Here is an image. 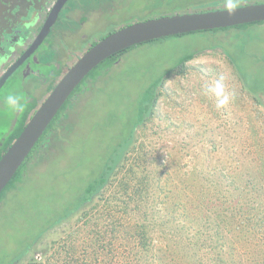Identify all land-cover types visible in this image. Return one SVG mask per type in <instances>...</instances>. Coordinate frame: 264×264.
Segmentation results:
<instances>
[{"label":"rangeland","instance_id":"rangeland-1","mask_svg":"<svg viewBox=\"0 0 264 264\" xmlns=\"http://www.w3.org/2000/svg\"><path fill=\"white\" fill-rule=\"evenodd\" d=\"M89 1L83 0V3ZM90 2L93 11H88V22L65 32L63 40L68 44L60 51L79 44L84 35L100 38L131 25L128 22L144 21L152 9V0H113L112 7L105 13L100 11L96 0ZM155 14H150L149 18H159L153 16ZM252 32L253 38L247 43L255 58H250L248 48V52L241 54V43L234 39L235 35L234 38L231 34L219 36V40L233 48L234 61L241 74L252 72L254 80L260 82L264 81V25L253 26ZM207 35L206 38L201 35L168 38L154 46L140 45L109 70L97 82L96 89L87 90L79 97L77 105L66 112L73 128L70 138L58 142L41 167L30 171L28 181L6 197L0 210V264L9 261L43 264L45 255L54 252L53 241H62V245L68 246L65 253L52 261L63 264L68 251L75 257L82 256L85 242L94 243L100 236L95 237L97 230L106 233L105 243L116 240L114 250L120 257L118 264H136L140 248L128 241L125 226L134 219L139 221L138 212L126 214L121 222V214L113 212L109 202L99 198L96 200L99 206L93 213L94 222L81 228L82 239L77 245L67 237L80 214L72 216L48 237L44 234L34 249L16 261L45 222V195L60 193L66 188L74 190L77 183L90 180L92 173L99 172L102 161L115 144L126 138H135L134 150L127 155L131 160L116 175L108 198L112 199L121 181L127 182L131 176L134 185L140 184L139 176L147 170L151 172L147 186H155L159 198L164 195L160 193L163 188L182 193L177 190V184L196 188L202 195L200 208L199 202L195 207L193 199H187L183 193L186 212L175 214L176 223L182 225L170 223L169 228L153 232L158 239L153 248L158 253L165 250L168 243L172 245V240L184 244L175 248L173 256L177 261L161 257L156 259L157 264H264V106L245 86L225 52L220 48L210 50L189 62L186 74H172L162 88L156 114L149 117L147 126L135 127L138 100L145 88L161 78L178 58L206 48ZM24 85L30 97L44 101L49 95V89L41 80ZM247 86L251 87L249 83ZM138 157L145 163L141 168L138 165V173L133 175L128 170ZM146 211L151 220L166 221L159 208L150 206ZM114 214L119 217L115 220L116 236L110 231ZM214 221L220 223L221 234L225 235L220 242L215 235L217 230L213 229ZM225 244V250L233 246L236 254L233 258L227 255L229 260L220 263L216 260L223 256L220 252ZM72 245H76V253ZM158 253H154L156 257L161 256ZM103 261L107 264L104 256ZM83 263L86 262H79Z\"/></svg>","mask_w":264,"mask_h":264},{"label":"trees","instance_id":"trees-1","mask_svg":"<svg viewBox=\"0 0 264 264\" xmlns=\"http://www.w3.org/2000/svg\"><path fill=\"white\" fill-rule=\"evenodd\" d=\"M177 2H180L181 4L177 5ZM252 3H264V0H152V4L150 6V8L152 9L151 11H148V14L149 12L151 15L152 13H156L153 16L161 17L173 15L175 13L182 14L191 12H208L233 7H242L243 5ZM149 15L145 20L149 18ZM132 23H134V21L128 22L127 24ZM256 25H264V22L168 37L182 38L188 35H201L206 38L207 34H211L210 37L209 35H207V37H209V44L206 48L195 49L192 53L183 55L180 59L178 58L176 64H173L168 70L164 71L165 73L161 78L157 79L151 86L145 88L144 92L141 94L140 99L138 100L139 111L138 121L135 124L136 129L138 127L147 126V123L150 121L149 117L151 118L156 114V110H158V102L160 101V98L162 96V88L172 74L176 72H178V75L186 74L187 64L189 62H192L198 56L210 50H216L218 48L222 49L225 52L231 63L238 70L240 78L244 82L245 86L250 90L251 94L255 96L257 102L264 106V83H260L264 81L256 82L254 80V75L252 74V72L242 75L239 68L235 64L234 57L236 53H234L233 48H229V46L224 43V40H219V36H226L231 34V37L234 38L235 35L234 39H237L238 41L240 40L241 43L240 49L243 51L241 54L249 51L248 54H250V58H255L253 56L254 53L251 52V48L249 47V44L247 42L251 41V38H253L252 29L253 26ZM168 38L155 40L140 45L154 46V44H159L160 42H162V40ZM140 45H136L132 48L121 51L102 62L88 75V77L81 83V85L76 88L71 98L64 105L60 113L46 130L45 134L41 137L34 150L30 153L27 161L22 165L11 183L0 195L1 211L8 193L10 195L17 192L21 184H25L28 181L30 171H33V169L37 167H41L43 161H46L49 158L53 149L56 147V144L60 141H67L70 138L69 135L73 132V128L72 123L68 122L70 115L66 112L70 108L73 109V106L75 107L77 105L79 97L87 92V90L96 89L98 87L97 82L101 80V78L107 72H109V70L117 65L122 58L127 59V56ZM38 68H41L45 72V78L49 83L48 89L50 93L63 76L64 69H57L54 64H51V66ZM247 83L251 85L250 88L247 86ZM255 83H258V85L256 86ZM24 86L25 85L22 76L20 74H15L0 92V160L7 152L9 147L23 133L28 121L40 104L37 99L28 98L30 96L25 93ZM12 91H18L22 95L26 104L25 110L23 112L12 113L4 103L5 97ZM134 139L135 138L128 140V138H126V140L118 142L117 146L115 144L113 150L109 152L108 157H106L102 161L99 172L92 173L90 180H85V182L81 181L80 184L77 183V187L74 190H69L66 188V190H62L60 193L54 192L50 196H47V194L45 195V222H38L42 224L39 226L38 231L34 234L32 241L27 244L26 250L22 251H25V253H21L20 258L16 261L22 260L31 249H34L36 242H38V240L44 234L45 237H48L50 233L52 234L56 232L64 224L68 223L72 216L80 214V217L77 219L78 221L74 224L73 231L70 232L67 237V240L71 238V243L77 245L82 239V236L80 235V233H82L81 228H83V226L87 228L94 222V220L92 219H95L93 213L99 206V203L96 204V200L98 198L100 201L106 200L107 203L109 202V206H112L114 208L113 212L114 210H116V212L121 214V222L123 221V218L126 214L130 215L132 211L138 212L137 216L139 221H136L137 219H134L133 222L127 223V225L125 226L127 227V236L129 239L128 241L130 243L135 242L140 248L136 257V264H139L142 261H147L146 264H157L155 262L156 259L161 257L168 258L172 261H177L173 256L175 253V248H181L184 246V244L182 242H175L174 240H172V245L171 243H168L165 250L158 253V251L154 249L158 239L155 238L153 232L157 229L165 230L169 228L167 224H175L177 221L175 214L179 213L180 211L186 212V203L183 201V193L185 194L187 199H193L192 204L195 205V207H197V203L199 202L200 208L202 204L200 202V199H202V195L196 188H188L185 185L177 184L178 189H176L182 193L178 194L174 191L163 188L160 193H163L164 195L160 196V199L159 196H156V192L154 191L157 188L155 186L153 188V185L147 186L151 174V172L147 170L146 173H143L141 176H139L140 184L138 183L137 185H134L135 181L131 182V180H133V177L131 176V180L127 179V182L121 181V183L119 184L120 189L114 193V197L112 199L108 198V193L113 185L114 180L116 179V175L123 171L124 167L128 164V161L131 160L127 157V155H129V153H132V150H134ZM212 147H214L213 149L215 151H218L216 146ZM34 159H38L36 163L33 162ZM144 163L145 162H141V158L138 157L136 158L132 169H129L128 171L130 173L132 172V174L134 175L135 173H138L136 170L138 165V168H141L143 167ZM171 175L172 174H170V176ZM179 189H181V191ZM90 205H92V207H89ZM150 206L155 207L156 209L159 208L161 217L163 215L166 221H158L155 219L151 220L149 218L148 211H146ZM171 206L172 209H169V207ZM41 216H44V214H41ZM118 218L119 217L117 214L113 215L114 222L112 223L110 230L112 236L117 235V225L115 223V220H117ZM214 224L216 225L213 226V229L217 230V232H215V235H217V241L220 242L221 238H224L225 235L221 234L222 229H220V223L214 221ZM175 225L182 224L177 222ZM97 227H99L98 224ZM181 227L182 226H177V228ZM208 232L209 234H212V231ZM168 233L169 231L167 230V234ZM98 235L100 236L94 243L92 241L85 242V247L83 248L82 246V248L84 249L82 255L83 257H75L68 251L67 258L64 259L63 264H79L80 261L86 262L83 264H103V256L105 257V262L107 264H118L120 257L114 250L116 240L112 241L111 239L110 242L105 243L106 233H101L97 230L95 237ZM74 237L75 239L78 237L80 238L78 240H74ZM76 245H72L74 253L78 251L75 247ZM225 246L226 244L223 246V250L220 252L224 253L223 256L220 259L216 260L220 263H225V261L229 260L227 255L233 258L236 254V249L233 246H230L227 250H225ZM67 249L68 246H65L64 244L62 245V241H53L52 250L54 252L45 255V257H47L45 259V263L43 264H53V259L55 257L58 258L61 254L65 253ZM153 252L158 253L161 256L156 257L157 254H154ZM13 263L15 262L9 261V263L4 262L2 264Z\"/></svg>","mask_w":264,"mask_h":264},{"label":"water","instance_id":"water-1","mask_svg":"<svg viewBox=\"0 0 264 264\" xmlns=\"http://www.w3.org/2000/svg\"><path fill=\"white\" fill-rule=\"evenodd\" d=\"M36 1L40 0H33V3L29 6L27 15H22V3L10 9L11 15L7 16L8 18L6 17V21H8L12 30L8 32L4 29L2 35L4 36V32L7 31V35L12 36L11 46H4L5 41L0 40V59L5 57L10 59L17 53V47H15L17 43L16 36L24 39H29L32 36L38 20L41 19V10L35 6ZM68 1H59L32 47L6 71L0 80V91L13 74L25 64L27 59L38 50L45 39L51 34L54 25L59 19L62 8ZM258 22H264V3H252L243 5L242 7L208 12L175 13L159 18L135 21L131 25L122 27L99 41L83 53L78 61L63 74L46 99L40 102L39 107L31 116L23 133L3 155L0 160V195L27 161L30 153L71 98L76 88L102 62L121 51L147 42L194 32L224 29ZM20 47L23 46L20 45Z\"/></svg>","mask_w":264,"mask_h":264},{"label":"flooded vegetation","instance_id":"flooded-vegetation-1","mask_svg":"<svg viewBox=\"0 0 264 264\" xmlns=\"http://www.w3.org/2000/svg\"><path fill=\"white\" fill-rule=\"evenodd\" d=\"M1 1H3V3H1ZM59 1L60 0L36 1L35 6L39 10H41V19L38 20L32 33V36L29 39H24L21 37L18 38V36L15 37V39L17 40V43L15 45V47H17V53H15L14 56H12L10 59H7L8 57L0 59V80L4 76L6 71L22 56H24L27 51L32 47L35 42V39L42 31L48 18L50 17L53 10L56 8ZM90 1L87 4L83 3V0H69L62 8L59 19L54 25L51 34L45 39V41L38 48V50L34 52L31 57H29V59H27L25 64L13 74V76L15 74H20L24 80V84H26L28 81L41 80L43 84H45L47 88H49V83L45 78V72L38 67H46L51 66V64H54L57 69L62 68L64 69V73H66L72 67V65H74L78 61V59L83 53H85L91 47L96 45L102 39L114 33L115 31L111 32L107 36L103 35L100 38L94 39L88 37L87 35H84L82 36L79 44L76 43L74 47L69 48L68 50L65 49L64 51H60V49L63 50L65 44H68L65 39L63 40L65 32H67L73 27H81L83 23L86 24V22H88V19L90 18L87 16L89 13L88 11L92 7V3ZM96 1L97 4L100 6V11L105 13H107L109 8L113 5V0ZM19 3H22L23 5L22 15H27V11L29 10L30 4L33 3V0H0V40L5 41L4 46H11L10 42L12 37L11 35H7V31L10 32L12 30V27L8 24V21H6V17L11 15L10 9L12 7H16V5ZM91 11H93V9H91ZM4 29H6L7 31L4 32L5 35L3 36L2 31ZM20 45L23 47H20ZM51 56L54 58V60H51ZM45 58H48V61H45L47 60ZM28 98L37 99V97L35 96ZM37 101L42 102L41 99H37Z\"/></svg>","mask_w":264,"mask_h":264},{"label":"clouds","instance_id":"clouds-1","mask_svg":"<svg viewBox=\"0 0 264 264\" xmlns=\"http://www.w3.org/2000/svg\"><path fill=\"white\" fill-rule=\"evenodd\" d=\"M4 103L6 104L7 108L12 113L23 112L25 110V107H26L24 99H23L22 95L18 91L10 92L5 97Z\"/></svg>","mask_w":264,"mask_h":264}]
</instances>
